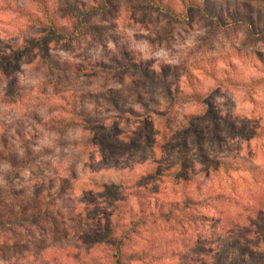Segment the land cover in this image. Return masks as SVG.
<instances>
[{
    "label": "rangeland",
    "instance_id": "1",
    "mask_svg": "<svg viewBox=\"0 0 264 264\" xmlns=\"http://www.w3.org/2000/svg\"><path fill=\"white\" fill-rule=\"evenodd\" d=\"M70 1L77 6L84 0ZM237 2L248 4L264 27V0H212L228 23L221 27L198 13L171 17L147 9L142 0H112L108 11L92 18L97 30L48 43L59 67L65 60L114 65L125 50L151 68H174L153 82L130 73L88 75L85 69L58 79L64 72L48 71L39 52L27 53L16 62L21 95L12 100L0 64V193L4 200H21L25 191L33 194L35 182L50 178L67 186L57 229L45 220L4 229L11 248L0 251V264H95L94 258L103 256L95 228L69 218L75 207L105 204L94 182L119 180L122 190L143 188L163 202L189 197L199 203L195 212L211 217L204 225L183 213L168 223L149 220L131 235L129 247L160 248L136 264H215L208 247L182 243L215 229L226 238L213 243V250L230 241L238 254L250 249L264 258V34L231 24L243 19L244 12H234ZM61 7L60 0H0V51L8 54L11 45L39 36L43 29L32 18H43V8L69 27L59 17ZM182 65L191 79L178 70ZM70 92L78 93L74 100H61V93ZM203 102L236 116L234 131L213 124ZM112 116L119 119L110 135L94 136L79 125L85 119L109 124ZM180 139L184 147L178 151ZM201 153L235 160L238 168L214 166ZM10 158L19 163L12 165Z\"/></svg>",
    "mask_w": 264,
    "mask_h": 264
},
{
    "label": "trees",
    "instance_id": "2",
    "mask_svg": "<svg viewBox=\"0 0 264 264\" xmlns=\"http://www.w3.org/2000/svg\"><path fill=\"white\" fill-rule=\"evenodd\" d=\"M35 1L42 3V0ZM60 1L62 15L59 17L69 23V27L60 26L58 18L51 14L49 10L43 8L45 12L43 18H32L33 24L43 29V32L25 44L11 45L8 54L0 51V64L7 71H4V74L7 75L10 81V89L8 92L10 91L9 97L12 100L17 99L21 95L19 93L17 76L14 74L16 62L27 53L39 52L40 62L48 71L52 69L56 72H64L60 74L61 76H56L59 77L58 79L60 77L65 78L71 71L78 72L84 69L88 75H103L109 78H117L121 74L126 73L138 74L151 82L162 79V77H168L173 73L174 68L169 65H160L159 69L151 68L149 61L137 59L135 55L125 50L123 51V61L119 59L115 60L114 65L101 61L84 65L82 63H74L71 60H65L59 67V61L56 63V60L52 59L47 52L48 43L77 38L87 29L97 30L98 28L91 24L92 18L96 15L103 14L112 7V0H84L80 1L77 6L70 0ZM142 1L148 7L147 9L163 13L167 16L178 17L179 15L188 16L192 13H198L203 17L214 20L217 26L221 27L228 24L221 18V12L213 7L212 0ZM224 9L226 11L229 10V8L225 7ZM234 12L238 14L244 12L243 19L232 20L231 24L246 27L251 35L264 34V27L261 28V21L254 17L248 4L237 2L234 6ZM209 66H212V64H209L207 67ZM200 67L204 68L202 65ZM178 68L187 79H191V71L189 69L183 65ZM56 77L53 78L52 82L57 81ZM49 83L51 82L49 81ZM77 95V92H70L67 94L61 93L59 96L61 100L69 101L74 100ZM203 103L207 111L210 112L209 117L213 124L222 125L231 132L234 131L232 121L237 118L236 116L232 114H220L209 102ZM118 119L117 116H112L109 124L98 122V120L85 119L79 125L87 131H91L94 136L96 133H101L106 136L115 132ZM256 133L252 134L256 135ZM2 141L7 146L4 138H2ZM175 143L177 144L178 151L183 149V139L177 140ZM28 158L29 155L26 153L23 161L26 162ZM201 158L211 161L214 166H220L224 170L238 168L235 160L232 159H213L202 153ZM10 161L12 165L19 163V159L16 158H10ZM55 180L56 183L58 182V185L54 184L52 178L47 179L45 182H35L33 185V194L25 195L27 193L25 191L21 200H4L5 192L3 194L0 193V251L11 248L8 241L2 236L4 229L12 232L17 227H24L26 224H35L40 220L48 221L52 229L57 227L59 217L64 215L62 209L65 207L63 200L65 199L67 186L63 182H60L59 179ZM92 185L98 190V193H100L103 199H105V204L101 206L91 204L84 205L81 208L75 207L69 219L78 223V226L81 223H90L97 232L96 236L102 242L106 243V245L102 244L101 241L97 243L99 252L103 256L101 259L94 258L95 264H136L153 256V251L158 250L160 246H152V250H134L129 247L131 235L137 233L138 229L144 227L149 220L168 223L176 219L179 213H183L194 224L201 223V225H204L208 219L211 220V217L206 216L204 213L195 212L194 205L199 203L189 197L181 201L163 202L158 198L149 197L143 188L134 187L128 191L122 190L124 182L120 180L103 181L101 183L94 182ZM39 186H41L42 192L38 190ZM0 192H2L1 187ZM222 197V195L216 196L218 199ZM132 199L135 201L134 206L130 205ZM247 217L251 216L248 215ZM123 219H125V222H122ZM57 231L59 230H54L53 232ZM224 238H226V235L215 229L197 232L186 240L183 239L184 241L182 243H188V246L204 245V247H208L207 251L214 252L215 254V264H264V258L258 251L247 249V251L238 254L235 250L238 246L230 241H228L229 244L213 250L214 246L212 244Z\"/></svg>",
    "mask_w": 264,
    "mask_h": 264
}]
</instances>
